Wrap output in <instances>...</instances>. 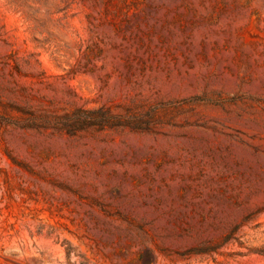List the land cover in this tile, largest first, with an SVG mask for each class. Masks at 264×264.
<instances>
[{"label": "rangeland", "instance_id": "1", "mask_svg": "<svg viewBox=\"0 0 264 264\" xmlns=\"http://www.w3.org/2000/svg\"><path fill=\"white\" fill-rule=\"evenodd\" d=\"M0 264H264V0H0Z\"/></svg>", "mask_w": 264, "mask_h": 264}, {"label": "trees", "instance_id": "2", "mask_svg": "<svg viewBox=\"0 0 264 264\" xmlns=\"http://www.w3.org/2000/svg\"><path fill=\"white\" fill-rule=\"evenodd\" d=\"M98 110H100V109H98ZM86 117L90 118L88 115ZM101 117H103L105 122H108L107 120H105L106 119L105 116H101Z\"/></svg>", "mask_w": 264, "mask_h": 264}]
</instances>
